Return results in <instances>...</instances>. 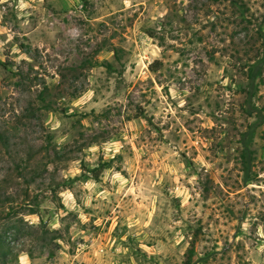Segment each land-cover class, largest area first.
Here are the masks:
<instances>
[{
	"label": "rangeland",
	"instance_id": "1",
	"mask_svg": "<svg viewBox=\"0 0 264 264\" xmlns=\"http://www.w3.org/2000/svg\"><path fill=\"white\" fill-rule=\"evenodd\" d=\"M263 38L264 0H0V264H264Z\"/></svg>",
	"mask_w": 264,
	"mask_h": 264
},
{
	"label": "trees",
	"instance_id": "2",
	"mask_svg": "<svg viewBox=\"0 0 264 264\" xmlns=\"http://www.w3.org/2000/svg\"><path fill=\"white\" fill-rule=\"evenodd\" d=\"M261 45L263 46V49H264V38L262 40ZM260 61H262V59ZM155 63H160V62H159V60H155L153 63L149 64V69L156 70V67H154V64ZM258 68H259V66H257L255 70L257 71ZM254 76L252 77V79H254ZM39 96L41 97V101H43L44 98L42 96V92H40ZM0 140H2V136L1 135H0ZM33 171L34 170H32L31 172L29 171L31 175H33ZM99 173H100V170L94 169L93 170V177L95 179H97L99 177ZM7 199H9V197H6V199L4 200V202H6ZM0 203H3V202H0ZM8 228L10 229L11 227H8ZM5 233L6 232H0V255L1 256L7 255L8 252L10 251L9 249L11 248V244L8 243Z\"/></svg>",
	"mask_w": 264,
	"mask_h": 264
},
{
	"label": "crops",
	"instance_id": "3",
	"mask_svg": "<svg viewBox=\"0 0 264 264\" xmlns=\"http://www.w3.org/2000/svg\"><path fill=\"white\" fill-rule=\"evenodd\" d=\"M19 261L20 264H30V260L29 257L27 255H25L24 253L19 255Z\"/></svg>",
	"mask_w": 264,
	"mask_h": 264
}]
</instances>
